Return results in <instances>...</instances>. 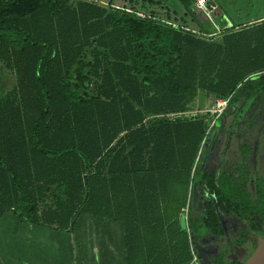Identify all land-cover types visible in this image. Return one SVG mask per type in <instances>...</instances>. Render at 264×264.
<instances>
[{
	"label": "trees",
	"instance_id": "obj_1",
	"mask_svg": "<svg viewBox=\"0 0 264 264\" xmlns=\"http://www.w3.org/2000/svg\"><path fill=\"white\" fill-rule=\"evenodd\" d=\"M178 2L196 30L111 2L0 0V63L14 74L0 82V215L58 230L79 216L120 223L125 264H226L195 234L224 237V220L256 249L264 174L205 160L230 133L220 119L237 125L264 92V22L217 35L194 0ZM198 92L227 101L222 113L189 110Z\"/></svg>",
	"mask_w": 264,
	"mask_h": 264
},
{
	"label": "rangeland",
	"instance_id": "obj_2",
	"mask_svg": "<svg viewBox=\"0 0 264 264\" xmlns=\"http://www.w3.org/2000/svg\"><path fill=\"white\" fill-rule=\"evenodd\" d=\"M87 1L104 5L111 2L116 8L142 16H152L173 27L186 31L197 29L178 0ZM215 2L222 10L225 3L230 5V10H235L237 20L234 25L264 20V0L258 2L215 0ZM200 17L197 14L200 21L216 32L229 26L223 23L220 17H213L212 23L203 21ZM13 79V71L7 70L0 63V82L6 80V89L11 88ZM222 102L207 92H198L188 104V109L193 112H209L210 115L217 116L223 111ZM237 122V125H232V118L227 116L220 119L222 127H230V133L222 137L217 149L206 158V168L215 173L218 170L233 169L237 165H242L250 179L261 178L264 174V92L253 96L247 102L245 108L237 115ZM244 147L248 149L245 154ZM197 205L195 202L191 212H197L194 219L198 222L201 215L197 211ZM0 207H3L2 203ZM183 216L186 217V212ZM85 221L87 220L83 219V216H79L73 226L67 230H58L54 227L29 223L15 215L8 207L0 215V264H125V248L120 223H116L112 228L109 226V230H104L102 226H96V229ZM223 223L226 234L221 238H213L206 234L200 224L197 226L196 240L200 239V242L205 244L213 241L215 244L214 247L213 245L204 247V251L199 248L200 254L204 252L210 254L215 250L218 254L224 255L226 264L244 263L253 254L251 247L253 239L251 238L250 243L241 246L238 243L239 228L225 220Z\"/></svg>",
	"mask_w": 264,
	"mask_h": 264
},
{
	"label": "crops",
	"instance_id": "obj_3",
	"mask_svg": "<svg viewBox=\"0 0 264 264\" xmlns=\"http://www.w3.org/2000/svg\"><path fill=\"white\" fill-rule=\"evenodd\" d=\"M216 8L217 11L215 13V18L220 17V19L223 21V23H226L229 26H226L224 28L227 27H235V30L240 29L242 27H250L252 25H256L259 24L260 22H264V20H258V22L255 23H248V24H235L236 20H237V16H235L234 13V9L230 10L231 7L229 4L225 3L224 6V10H222V8L220 7L219 4H216L215 0H209ZM256 2H258V0H256ZM230 11H233L232 13ZM222 32L220 30L217 31V35H220ZM67 230V229H66Z\"/></svg>",
	"mask_w": 264,
	"mask_h": 264
},
{
	"label": "built area",
	"instance_id": "obj_4",
	"mask_svg": "<svg viewBox=\"0 0 264 264\" xmlns=\"http://www.w3.org/2000/svg\"><path fill=\"white\" fill-rule=\"evenodd\" d=\"M194 5L197 9V14L202 17L203 21L213 22L217 8L209 0H194ZM226 104L227 101L222 102V110L226 107Z\"/></svg>",
	"mask_w": 264,
	"mask_h": 264
},
{
	"label": "water",
	"instance_id": "obj_5",
	"mask_svg": "<svg viewBox=\"0 0 264 264\" xmlns=\"http://www.w3.org/2000/svg\"><path fill=\"white\" fill-rule=\"evenodd\" d=\"M204 159L201 160V165L203 164ZM196 194H194L195 196ZM195 215L192 214L189 217L190 224L193 225ZM244 264H264V236L258 243L256 249L253 251V254L244 262Z\"/></svg>",
	"mask_w": 264,
	"mask_h": 264
},
{
	"label": "flooded vegetation",
	"instance_id": "obj_6",
	"mask_svg": "<svg viewBox=\"0 0 264 264\" xmlns=\"http://www.w3.org/2000/svg\"><path fill=\"white\" fill-rule=\"evenodd\" d=\"M240 150H241V147H240Z\"/></svg>",
	"mask_w": 264,
	"mask_h": 264
}]
</instances>
